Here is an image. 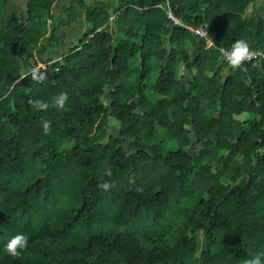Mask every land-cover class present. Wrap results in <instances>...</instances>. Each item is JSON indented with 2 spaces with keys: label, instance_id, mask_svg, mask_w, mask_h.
<instances>
[{
  "label": "trees",
  "instance_id": "trees-1",
  "mask_svg": "<svg viewBox=\"0 0 264 264\" xmlns=\"http://www.w3.org/2000/svg\"><path fill=\"white\" fill-rule=\"evenodd\" d=\"M240 39L264 51V0H0V264L264 253V58L230 68Z\"/></svg>",
  "mask_w": 264,
  "mask_h": 264
},
{
  "label": "clouds",
  "instance_id": "clouds-1",
  "mask_svg": "<svg viewBox=\"0 0 264 264\" xmlns=\"http://www.w3.org/2000/svg\"><path fill=\"white\" fill-rule=\"evenodd\" d=\"M224 61H226L227 65L232 69H241L242 65L252 60L254 57L258 55V53L253 52L250 49L249 44L243 40H236L230 50L220 49ZM28 75H31L32 80L36 82H41L46 79V76L43 72L40 71L38 67L32 68L21 75V79L26 78ZM68 100L67 93H61L57 97H55L52 101L53 107L57 109H64L66 101ZM29 104L36 110L46 111L50 105L49 103L41 100H29ZM44 134L47 135L50 133V122L49 121H41ZM110 175L111 173H107ZM134 182V180H130V183ZM113 185L110 183H102L99 185L101 189L104 191H108ZM138 191L140 189H137ZM28 246V238L22 234L18 233L12 236L5 245V251L11 257H19L21 252L25 250ZM243 264H264V253H257L253 255L251 258L246 259Z\"/></svg>",
  "mask_w": 264,
  "mask_h": 264
},
{
  "label": "rangeland",
  "instance_id": "rangeland-1",
  "mask_svg": "<svg viewBox=\"0 0 264 264\" xmlns=\"http://www.w3.org/2000/svg\"><path fill=\"white\" fill-rule=\"evenodd\" d=\"M108 2H117V0H107ZM25 2L26 0H9V8H12V7H15V8H19L20 9V13L23 15V8L25 6ZM61 3V2H60ZM58 3L57 5H55V10L57 11L59 9V4ZM79 27V25H77ZM72 27V26H71ZM66 34V40L69 41L71 40L72 43H75L76 42V38L77 36H80V33L77 31V29H73V28H68L65 32ZM208 47V44L207 46ZM104 98V103L106 104L108 101H107V98H106V95L103 96ZM108 133H111V134H117L116 130H114V127L113 126H109L108 127Z\"/></svg>",
  "mask_w": 264,
  "mask_h": 264
},
{
  "label": "built area",
  "instance_id": "built-area-1",
  "mask_svg": "<svg viewBox=\"0 0 264 264\" xmlns=\"http://www.w3.org/2000/svg\"><path fill=\"white\" fill-rule=\"evenodd\" d=\"M168 16L171 18V20L173 21V22H180V20L179 19H177V18H175L173 15H172V13L171 12H169L168 13ZM195 33H198L200 36H203V35H205L204 33H205V30H204V28H202V27H196L195 29H193L192 27H190ZM210 40H208L207 41V43H208V45L210 44ZM223 49V48H222ZM225 50V49H224ZM253 52H256V53H258V55L256 56V57H254L252 60H250V61H254L255 59L257 60V59H261V58H264V51H261V50H256V49H251Z\"/></svg>",
  "mask_w": 264,
  "mask_h": 264
},
{
  "label": "crops",
  "instance_id": "crops-1",
  "mask_svg": "<svg viewBox=\"0 0 264 264\" xmlns=\"http://www.w3.org/2000/svg\"><path fill=\"white\" fill-rule=\"evenodd\" d=\"M79 26H80V25H79ZM69 28H70V27H69ZM81 28H83V27L80 26V29H81Z\"/></svg>",
  "mask_w": 264,
  "mask_h": 264
},
{
  "label": "water",
  "instance_id": "water-1",
  "mask_svg": "<svg viewBox=\"0 0 264 264\" xmlns=\"http://www.w3.org/2000/svg\"><path fill=\"white\" fill-rule=\"evenodd\" d=\"M51 66H52V64H51Z\"/></svg>",
  "mask_w": 264,
  "mask_h": 264
}]
</instances>
